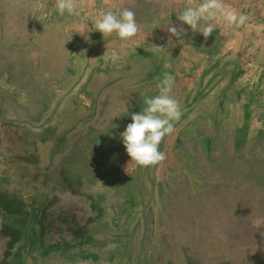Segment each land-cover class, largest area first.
Masks as SVG:
<instances>
[{
	"label": "rangeland",
	"instance_id": "1",
	"mask_svg": "<svg viewBox=\"0 0 264 264\" xmlns=\"http://www.w3.org/2000/svg\"><path fill=\"white\" fill-rule=\"evenodd\" d=\"M75 3L0 0V264H264V0L207 39L167 31L188 0ZM117 7L130 39L95 30ZM165 72L183 115L139 166L120 134Z\"/></svg>",
	"mask_w": 264,
	"mask_h": 264
},
{
	"label": "clouds",
	"instance_id": "2",
	"mask_svg": "<svg viewBox=\"0 0 264 264\" xmlns=\"http://www.w3.org/2000/svg\"><path fill=\"white\" fill-rule=\"evenodd\" d=\"M55 7L61 16L65 12L69 15L79 14L75 0H55ZM176 16L182 23L167 28L171 35L180 37L185 34L183 24H187L193 32L202 33L205 39L213 33V20L223 18L229 25H243L247 20V16L226 8L224 0H200L199 3L188 0L184 10ZM94 26L104 37L116 33L122 40L134 37L139 31L135 13L129 8L117 7L102 12L94 20ZM80 33L83 35L84 31ZM85 39L89 37L85 36ZM117 59L113 54V62ZM157 79L158 94L143 98L145 107L131 114L132 122L120 134L131 160L143 167L158 165L166 159L165 152L159 146L166 135L174 132V122L183 115L179 101L171 95L175 77L165 72L162 79ZM261 224L264 222H257L255 226L258 228Z\"/></svg>",
	"mask_w": 264,
	"mask_h": 264
},
{
	"label": "crops",
	"instance_id": "3",
	"mask_svg": "<svg viewBox=\"0 0 264 264\" xmlns=\"http://www.w3.org/2000/svg\"><path fill=\"white\" fill-rule=\"evenodd\" d=\"M14 166L9 164L7 161H2L0 160V186H2L3 180L6 181L5 182H10L8 185L12 184V182L15 178L14 176ZM264 179V176H263ZM22 184V182H21ZM3 241H0V244H2ZM0 258H2V256H0Z\"/></svg>",
	"mask_w": 264,
	"mask_h": 264
},
{
	"label": "flooded vegetation",
	"instance_id": "4",
	"mask_svg": "<svg viewBox=\"0 0 264 264\" xmlns=\"http://www.w3.org/2000/svg\"><path fill=\"white\" fill-rule=\"evenodd\" d=\"M5 181H6V179H5ZM4 180H3V183H2V185H7V184H9L10 182H5ZM2 241V240H1ZM5 242V241H4ZM1 248V247H0Z\"/></svg>",
	"mask_w": 264,
	"mask_h": 264
}]
</instances>
